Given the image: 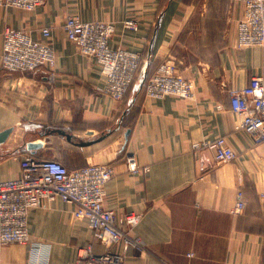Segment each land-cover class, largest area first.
I'll return each mask as SVG.
<instances>
[{
    "label": "crops",
    "instance_id": "0c3cea01",
    "mask_svg": "<svg viewBox=\"0 0 264 264\" xmlns=\"http://www.w3.org/2000/svg\"><path fill=\"white\" fill-rule=\"evenodd\" d=\"M70 13L83 21L113 23L109 46L135 50L143 62L123 99L98 90L104 75L91 57L67 39ZM243 5L235 0H46L34 11L0 7V180L20 176L30 152L68 168L103 164L114 169L104 205L124 230L127 213L139 220L129 232L140 251L99 242L75 204L55 198L29 211V242L7 243L0 264H76L78 249L92 245L124 252V264H264V142L255 144L230 110V92L251 77L264 80V45L239 47L236 24ZM134 19L138 29L124 25ZM24 30L50 43L54 68L6 71L1 65L3 28ZM49 26L45 38L41 28ZM174 60L194 84L192 100L146 97L142 83ZM219 106V107H218ZM225 136L235 153L221 162L193 143ZM133 156L142 171L128 170ZM242 189L245 207L228 211ZM192 253L191 256H188Z\"/></svg>",
    "mask_w": 264,
    "mask_h": 264
},
{
    "label": "built area",
    "instance_id": "2783aa9c",
    "mask_svg": "<svg viewBox=\"0 0 264 264\" xmlns=\"http://www.w3.org/2000/svg\"><path fill=\"white\" fill-rule=\"evenodd\" d=\"M46 0H0V7L34 11ZM243 5L242 18L236 24V43L239 47L264 45V0H235ZM124 25L137 30L134 19H126ZM113 23L107 21H83L75 14L66 16L63 30L67 39L73 41L79 53L91 57L101 67L104 79L98 90L115 100L123 99L135 80L144 58L135 50L111 48L109 40L113 34ZM41 34L49 38L51 28H41ZM55 53L50 43L31 37L24 30H14L9 25L3 28L1 65L6 71L24 72L38 67L54 68ZM143 90L150 99H162L166 95L192 100L194 84L179 71L174 60H166L156 72L144 79ZM229 110L236 115L235 129L245 131L255 144L264 142V80L255 75L249 84L230 92ZM219 107V106H218ZM192 148L213 151L217 161L227 162L235 158V153L225 136L205 138L193 143ZM14 159L19 161L21 174L18 177L0 180V255L7 243H28L29 211L60 198L75 204L76 218L87 220L93 236L99 242L112 247L117 240L123 249L132 246L141 250L138 241L129 232L139 220L130 212L125 215L124 230L115 225V212L104 205L105 187L114 174V169L103 164H91L68 168L52 159H41L26 152ZM128 170L142 171L148 175V167H140L133 156L127 158ZM245 207L244 193L238 189L228 204V211L239 213ZM189 253L188 256H191ZM124 252L109 248L103 253H95L92 245L78 249L76 264H124ZM35 263L41 264L36 258Z\"/></svg>",
    "mask_w": 264,
    "mask_h": 264
},
{
    "label": "water",
    "instance_id": "95a60500",
    "mask_svg": "<svg viewBox=\"0 0 264 264\" xmlns=\"http://www.w3.org/2000/svg\"><path fill=\"white\" fill-rule=\"evenodd\" d=\"M10 129H5L0 132V142L5 139V137L9 134Z\"/></svg>",
    "mask_w": 264,
    "mask_h": 264
}]
</instances>
